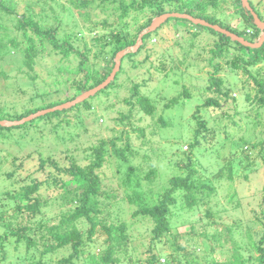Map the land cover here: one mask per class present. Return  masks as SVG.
I'll return each mask as SVG.
<instances>
[{"label": "trees", "instance_id": "trees-1", "mask_svg": "<svg viewBox=\"0 0 264 264\" xmlns=\"http://www.w3.org/2000/svg\"><path fill=\"white\" fill-rule=\"evenodd\" d=\"M67 1H69L75 10L79 11L83 18L85 17L84 22L82 25H79L80 28L76 31L78 35H82L81 30L86 28L91 35L89 43L85 42L83 47L75 48L73 40L77 35H74L73 32L71 35H66L64 40L59 43L55 37L56 29H43L38 20L27 18V15L24 14L18 17V25H16L18 33L9 37L8 41L4 42L3 39L0 41V54L4 57L8 55L6 52H9L7 45L17 46L20 43V36L26 38L29 41V46L24 48V58L30 66L34 62V57L38 55L36 50L37 45L34 41L35 35L45 36L55 48L62 51L65 55H68L71 51L76 52L74 57L79 58L78 65L82 76L73 82L72 88H70L73 94L65 97L63 101L57 102V105L64 103V101L72 100L83 91L94 88L103 82L116 64V54L125 48L135 45L141 34L142 43L137 49L129 50L123 54L120 58V68L117 70L114 78L105 87L70 107L53 110L44 114L42 118L48 114L58 117V123L54 124L53 129H57L60 122L64 120L68 124L80 125L83 128L82 133L87 138L88 127L90 126V116L88 115L95 110V101L99 102L98 100L103 99L102 97L106 99L112 90L115 91L120 87L119 76L126 71L127 64L134 70L144 69L148 73L152 67L166 76L169 75L173 68H180L181 64L189 66L190 63L186 64L185 62L189 59L190 53H192L191 48L200 42L198 38L201 35V30L195 28L194 30L190 27L181 29L179 26L175 28L173 32L174 36L172 35L174 41L171 44L173 46L176 43L182 45L183 52L182 57L178 59L179 61L173 62L170 54L168 55L167 49L171 48V44L168 45L170 38L162 30L165 26H172L174 24L172 21L174 20L189 22L191 25H196L203 31L207 30L209 34L214 35V39H216L215 44L210 48V52L213 55L207 59L214 69L210 71L211 82L208 83L207 89L215 93L216 97L208 96L205 101L196 106V111L193 113L195 125L189 126L192 134L187 135V138L181 137V139L174 140L172 146L177 148L175 153L180 158L176 161H172L171 158L169 160L171 163L174 162L178 170L157 191H154L153 186H151L154 182L156 169L151 168L142 175L139 172V166H132L129 163V155L132 151L128 137H126V142L120 146L117 144L116 137L109 140L103 137L99 138V143L91 147L92 150L89 155L92 158L90 163L84 166L77 160V157H79V150L76 149L78 145L74 149L77 153L69 155L70 158H75L76 160H73L68 167L61 168L55 160L50 161L58 172L71 176L68 181L62 183L67 185L70 182L76 185L72 192L74 194L72 201L77 204L76 207L68 215L64 214L61 216L59 221H54L53 223L46 222L42 218L43 211L41 207L44 200L39 191L43 183L48 182V178L44 181L34 180L32 183L22 186L18 195L19 197L23 196L27 201L23 203L19 202L12 212L3 219L1 227L4 228V232L0 234V240L3 245L1 246V252L4 251L5 243L11 237H15V248H18L20 243L24 242L26 251H30L38 256L35 264H43L46 254L59 251L60 254L56 259V264H264V221L262 218L264 217V183L261 189L260 201V215L262 217L256 214L254 218L256 217L257 220L252 219V222L248 221V223H251L250 226L258 224L257 229H249L247 234L242 235V229H240L241 221L234 219L233 223L227 225L225 231L222 233L225 236V240L230 236L232 237L234 230L240 233V237L235 240L234 244L232 243L233 245L228 255L223 252L221 254L216 253L213 259L203 262L200 260L199 254L194 253L198 246L194 244L193 234H190L191 232L181 234L173 231L172 220L174 216H178V213L184 212L183 214H187L188 218L190 214H196L201 209V206L207 204L211 195L215 193L216 181L224 176L229 180L233 179L232 162L237 156L236 153H244L246 159H249L250 154L244 146H251L252 148L260 144L243 137L235 140L233 135L227 133L222 146L230 143L232 152L228 158L229 165L226 170L219 167L217 173L213 176L207 173V170L202 167L200 161H195L192 154L194 149H202L205 148L207 142L212 143V138L218 135L219 131L215 127L209 126L199 113L201 108L204 107L221 108V98L225 102L231 101L235 109L243 105L246 111L245 115L252 120L253 124L260 125L261 131H264V72L263 78H259L258 76L261 74L260 69L256 71L257 73H254L251 69L252 66L257 65L260 61H264V42L260 47H250L211 26L197 24L188 18L179 16H170L155 29H149L152 21L157 16L167 12H180L203 18L213 24H219L238 35L244 36L247 40L255 42L259 39L260 34H262V29L256 25L251 10L243 4L242 0H204L198 4H194L197 0ZM248 1L252 9L264 21V5L262 9L260 0L257 3H254L253 0ZM230 6L234 9L233 12L228 10ZM0 7L6 12L13 11L11 8L4 6L2 0H0ZM82 11H85L86 14ZM228 18H233L235 24L227 21ZM240 21L244 23L242 27L238 24ZM81 37L79 40H81ZM85 37H82V39ZM153 38H155L154 41ZM3 49L4 51L1 52ZM50 52L52 51L50 50ZM90 56L103 59L104 68L107 67L106 71L103 72L102 70L100 72L96 65L88 68L85 63H87ZM153 58L158 60V65H154ZM167 62H170V65ZM225 66L233 73H237L240 70L243 73L242 77L240 79L233 78L234 82H232L233 79H230V74L228 80L224 75L218 76L217 73H221ZM235 76L233 75V77ZM140 86L139 82L134 83L132 86L133 91L130 96L124 98V101L138 105V109L147 114H153L155 106L150 97L139 90ZM233 89H238L240 96H237V91L234 92ZM181 95L188 97L190 95L188 88L185 87ZM179 99L180 94L173 96L166 104V107L174 106L178 103ZM55 105L56 103L50 106L53 107ZM68 108L71 110L75 108V111L68 110ZM38 109L40 110L41 108L30 107L19 114L16 113L14 116H16V120L21 119L38 111ZM76 109L78 110L76 111ZM83 111L89 112L84 120L81 114L84 113ZM226 112L227 110H223L222 113ZM69 113H73L77 117V121H72L68 117ZM120 115L121 117L130 116L129 114H125L124 111ZM96 116L99 119L97 114ZM0 119H4V116H0ZM160 119L162 125L165 126L168 123L162 116ZM24 123L20 125L0 124V132L4 133L11 131L15 127H22ZM96 125L101 127L100 125L102 124ZM238 126L241 127L242 125L238 124ZM57 135H59L58 130L56 132ZM119 138L122 137L119 136ZM184 142L188 143L191 150L185 151L183 149L182 143ZM262 143L264 145V140ZM108 146L113 148L116 156L122 159V163L128 165L125 171L121 168L123 164L119 163V166H117V170L120 171L119 173L122 172L120 177V184L124 189L122 205L118 202V204L112 203V201L104 204L99 199L102 195V177L99 169L106 161L107 151H109ZM216 151L219 152V150ZM261 152L264 161L263 148ZM45 162V160H41L42 165ZM58 175L51 179L54 183L63 180ZM244 177H247V174ZM236 193L237 190L235 189L230 196V201ZM106 196L108 198L109 194H106ZM205 214L208 217L213 213L210 210H206ZM131 217H139L140 220L143 218L150 223L151 239L147 248L149 254L145 258V263H137V258L134 259L133 253L135 247L130 245L129 238L131 233L128 231V219L130 220ZM84 224H86V227ZM168 235L176 240L181 236L185 237L186 244H179L180 242L176 244L178 248L185 251L182 253L184 257L178 256L179 254L176 252L164 251V243H168ZM212 235H215V233ZM192 245L194 246L193 251L189 249ZM65 249L68 250V253L61 252V250ZM210 250L211 252H216L214 245L211 246ZM162 256L166 257L165 263L160 261ZM0 257L3 261L7 258L5 251ZM3 261H0V264H5Z\"/></svg>", "mask_w": 264, "mask_h": 264}, {"label": "rangeland", "instance_id": "rangeland-1", "mask_svg": "<svg viewBox=\"0 0 264 264\" xmlns=\"http://www.w3.org/2000/svg\"><path fill=\"white\" fill-rule=\"evenodd\" d=\"M202 1L204 0H197L194 4ZM258 1L253 0L254 3ZM2 2L4 6L13 11L6 12L0 7V41L1 39L4 42L8 41L9 37L18 33L16 31L18 17L23 16V14L27 15V18L38 20L43 29H56L55 37L59 43L72 32L77 35L73 40L75 48H81L85 42L89 41L91 35L86 28L81 30L82 35L86 36L84 39H82L84 36L76 33L85 17L83 18L67 0H2ZM260 3L263 9L264 0H260ZM94 6L96 5L94 4ZM228 10L234 11L232 6ZM82 12L86 14L85 11ZM43 15L45 16L43 17ZM227 21L235 24L233 18H228ZM172 22L174 23L172 26H165L162 30L170 38L168 45L174 41L172 35L177 26L181 29L190 27L201 30V35L198 38L200 42L191 48L192 53L185 62L186 64L190 63V65H186V67L181 64L180 68H173L174 70L172 69L166 76L152 67L148 73L144 69L134 70L127 64L126 71L119 76L120 87L115 91L112 90L106 99H104L105 97L99 99L100 103L95 101V110L93 111L95 114L88 115L90 116V126L88 127L87 138L82 133L83 128L80 125L68 124L64 120L60 122L57 129H53L54 124L58 123V117L51 114L43 118V115L37 116L26 121L22 127H15L4 133L0 132V234L4 232V228L1 227L3 219L12 212L19 202L27 201L23 196L19 197L18 192L22 186L32 183L34 180L44 181L48 178V182L43 183L39 191L44 200L41 207L44 221L49 223L59 221L61 216L68 215L74 210L77 204L72 201L74 198L72 192L76 185L70 182L67 185L62 183L68 181L71 176L58 172L50 161L55 160L61 168L68 167L73 160H76L69 157L70 154L77 153L76 150L74 151L76 145H78L76 149L79 150L77 160L84 166L90 163L92 158L89 155L92 150L91 147L99 143V138L103 137L109 140L116 137L117 144L120 146L126 142V137H128L132 151L129 155V163L132 166H139V172L142 175L151 168L156 169L154 182L151 185L154 191L159 190L166 183V180L178 170L174 162L171 163L169 160L171 158L172 161H176L180 158L175 153L177 148L172 146L174 140L181 139V137L187 138V135L192 134L189 126L195 125L193 113L196 111V106L205 101L208 96L216 97L215 93L207 89L208 83L211 82L210 71L214 69L207 59L213 55L210 48L214 46L216 39L207 30L203 31L200 27L191 25L189 22L181 20ZM238 24L242 27L244 23L240 21ZM79 36H82L81 40H79ZM154 40L155 38H153ZM34 41L37 45L38 55L34 57L31 66L27 64L24 58V48L29 46V41L21 36L19 37V45H7L9 52L6 53L8 55L3 57L0 54V116H4L6 120H16V116H14L16 113L19 114L30 107L42 109L48 108L54 103L57 105V102L63 101L65 97L73 94L70 88H72L73 82L82 76L78 65L79 58L74 57L76 52L71 51L65 55L42 35H35ZM170 46L171 48H167L168 55L170 54L173 62H178V59L182 57L183 47L178 43ZM125 49L132 50L133 46ZM3 51L4 49L1 52ZM152 60L154 65L159 64L156 58ZM85 65L88 68L96 65L100 72L106 71L107 68H104L103 59L93 56H90ZM251 69L254 73L260 69L261 74L258 77L263 78L264 61H260ZM242 74L240 70L233 73L226 66L221 73H217L218 76H226L227 80L228 76L230 79H240ZM233 75L236 76L233 77ZM136 82L141 85L139 90L147 94L153 102L155 106L153 114H147L139 110L138 105L124 101V98L130 96L133 91L132 86ZM185 87L190 93L188 97L181 95ZM233 91H237V96H240L238 89H233ZM178 94H180L178 103L172 107H166L172 97ZM220 100L221 108H201L199 115L207 121L209 126L215 127L219 133L215 138H212V143H206L205 148L192 151L195 161H200L207 173L213 176L219 167L226 170L229 165L228 158L232 152L230 143L222 146L227 133L233 135L235 140L243 137L260 144L252 148L251 146H244L250 154L249 159H246L244 153H236L237 156L232 162L233 179L229 180L224 176L216 181L215 193L196 214H190L188 218L187 214L182 212L178 213L177 217L172 218L173 231L181 234L185 232L193 234L194 244L198 246L194 253L199 254L198 256L203 262L213 259L216 253L230 254L232 245L240 237V233L234 230L232 237L230 236L227 240L222 233L227 225L233 223L234 219L241 221L240 229H242L243 235L247 234L249 229H257L258 224L250 226L251 223L248 221L257 220L256 217L254 218L256 214L261 216V189L264 183V161L261 150L264 149L262 143L264 131H261L260 125L253 124L252 120L245 115L246 111L243 105L235 109L231 101L225 102L223 98ZM72 109L68 108V110L75 111V108ZM223 110H227V112L222 113ZM122 111L130 116L121 117ZM83 112L81 114L84 120L89 112ZM96 114L99 119H97ZM161 116L168 122L165 126L162 125ZM68 117L72 121H77V117L73 113H69ZM96 124L102 125L99 127ZM238 124L242 126L239 127ZM57 130L59 135L56 136ZM182 147L185 151L191 150L186 142L182 143ZM108 148L106 161L99 169L102 177V195L99 199L104 204L112 201V203L122 205V198L124 197V189L120 184L122 172L119 173L117 166L119 163L123 164L121 168L125 171L128 165L122 163V159L116 156L112 147L108 146ZM41 160H45V164L42 165ZM249 165L251 166L249 167ZM245 174L247 177H244ZM57 175L63 180L54 183L51 179ZM235 189L237 193L230 201V196ZM106 194H109L108 198L105 197ZM206 210H210L213 214L207 217ZM262 218L264 221V217ZM84 225L86 227V224ZM128 225V231L131 233L130 245L135 247L134 259L137 258V263H145V258L149 254L147 248L151 239L150 223L143 218L140 220L139 217H131L130 220L128 219ZM213 233L215 235H212ZM182 237L176 240L168 235V243H164V251L176 252L179 254L178 256H183L182 253L185 251L176 245L177 242L186 244L185 237L183 239ZM15 244V237H11L5 243L4 251L7 258L4 261L0 259V261L5 264H35L38 256L30 251L27 252L24 242L20 243L18 248H15ZM220 244L222 245L220 246ZM213 245L216 252L210 250ZM1 246L3 245L0 240V256L4 252H1ZM189 249L193 251L194 246L192 245ZM62 251L68 253L66 249ZM59 254L60 251L46 254L43 264H56ZM160 261L165 263L166 257L162 256Z\"/></svg>", "mask_w": 264, "mask_h": 264}, {"label": "water", "instance_id": "water-1", "mask_svg": "<svg viewBox=\"0 0 264 264\" xmlns=\"http://www.w3.org/2000/svg\"><path fill=\"white\" fill-rule=\"evenodd\" d=\"M243 4L245 6H247L249 8V10H251V13L254 16L255 19V23L256 25L262 29V34L260 35L259 39L255 42H251L249 40H247L244 36L238 35L230 30H228L225 27H222L219 24H213L210 23L208 21H206L203 18L200 17H195L192 16L188 13H180V12H167L164 14H161L159 16H157L156 18H154V20L152 21L151 25L149 26L150 30L155 29L157 26H159L166 18L170 17V16H179V17H185L188 18L190 20H192L194 23L197 24H202V25H206V26H211L221 32H224L225 34L229 35L230 37H232L235 40L240 41L241 43L250 46V47H260L263 42H264V21L261 20V18L258 16V14L252 9L250 3L248 0H242ZM142 34L139 36V39L137 41V43L135 45H133V50L137 49L138 46L142 43V39H141ZM128 50L127 49H123L121 51H119L116 54L115 57V61L116 64L113 68V70L111 71L110 75L100 84H98L97 86H95L94 88H91L89 90H85L83 91L80 95H78L76 98L69 100L67 102L58 104L56 106L50 107V108H44V109H40L36 112H33L31 114H29L28 116H25L21 119H17V120H6V119H0V124L1 125H20L26 121H30L33 118L40 116V115H44L47 112L53 111V110H57V109H63L66 107H70L78 102L83 101L84 99L90 97L92 94H95V92H97L98 90H100L101 88L105 87L115 76L117 70L120 68L121 62H120V58L123 56V54H125Z\"/></svg>", "mask_w": 264, "mask_h": 264}]
</instances>
